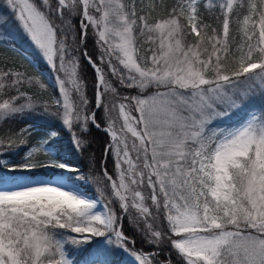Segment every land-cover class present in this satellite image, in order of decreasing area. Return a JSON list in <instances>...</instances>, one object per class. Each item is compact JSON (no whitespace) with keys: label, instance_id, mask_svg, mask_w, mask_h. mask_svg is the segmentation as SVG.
Returning a JSON list of instances; mask_svg holds the SVG:
<instances>
[{"label":"snow or ice","instance_id":"snow-or-ice-1","mask_svg":"<svg viewBox=\"0 0 264 264\" xmlns=\"http://www.w3.org/2000/svg\"><path fill=\"white\" fill-rule=\"evenodd\" d=\"M0 6V27L12 20L52 79L0 71V124L28 121L0 137V264H172V253L182 264H264V0H176L151 19L135 0ZM76 16L81 43L91 26L100 49V65L82 53L96 76L91 112L72 54ZM24 85L52 88L53 102L38 104ZM100 109L115 179L105 169L97 196L57 142L67 132L82 153ZM39 120L47 130L30 143ZM126 216L153 252L136 249Z\"/></svg>","mask_w":264,"mask_h":264},{"label":"trees","instance_id":"trees-1","mask_svg":"<svg viewBox=\"0 0 264 264\" xmlns=\"http://www.w3.org/2000/svg\"><path fill=\"white\" fill-rule=\"evenodd\" d=\"M131 0H124V3H129ZM172 4H174V0H161L158 2L157 0H144V4L141 5L144 7V11H140V9L137 10L139 14L148 15L150 13V19L151 18H158L163 17L166 15V8L170 7ZM140 5V7H142ZM154 5V10H152ZM139 6V4H138ZM94 15H98L96 13H93ZM67 15V13H66ZM205 22L213 23V20L208 19V13H205ZM71 24L74 26L73 32L75 35V44L72 45V54L79 57V78L80 80L85 84L84 91L85 94L89 100V111L93 109V101H94V94H95V84H96V77L95 72L92 69V67L88 64L85 57L82 55L84 51H87V53L96 61L98 65H100V60L98 59V48L96 44V38L94 35V32L92 31V27L89 26L87 29V41L84 43H81V29L79 25V17H72L71 18ZM13 26V25H11ZM14 27V26H13ZM5 27H1V29ZM15 28V27H14ZM233 28H235V24H233ZM4 35L0 36V71H17L19 69V65L17 63L18 54L6 47L7 45H12L14 47H17L20 51L30 55L33 60L37 62V66L39 69H44V64L42 63V60L40 59V56L31 48L28 47L29 45L24 42L17 39V35H14L11 33V31L8 29L3 33ZM69 44L72 43V36L70 35L67 41ZM77 45H79V48L77 49ZM144 47V46H143ZM143 49V48H142ZM148 54V53H147ZM20 56V55H19ZM105 71V76L107 79V76H109L108 70L106 69L105 65H102ZM12 69V70H11ZM27 74H31L27 72ZM37 71H33L31 76H37ZM25 87V91L31 93L34 97L40 98L41 101L46 102H52L53 101V90L50 89V87L46 89H39L38 87H31L28 85L23 86ZM134 92V91H132ZM106 103L108 104V94H106ZM97 120L101 123V127H105L107 125L108 116L104 112L103 109H100L96 113ZM28 123V121H8L3 124H0V137H6L9 133H11L13 136H15L16 133L19 132L21 128L25 126V124ZM34 128L38 129L39 131L33 132V135L30 138L31 141L38 138V136L43 135L44 132L47 130L46 125L42 120L36 121L34 123ZM67 132L61 133V135H65ZM80 135V133H79ZM84 139L87 141V146L84 148L83 152H77L71 142L61 140L57 142V146L61 149L62 154L65 156L67 162L69 164H75L80 169L82 175L86 178H91L92 171L97 172L98 174H102V167L100 164L102 163L103 157H105L106 162H104L103 167L107 170L108 173H110L113 177H115L112 163H110V159L113 160L111 154L105 155V148L110 143V137L107 136L104 131L99 130L95 127H90V130L88 133L84 134ZM18 142V141H17ZM26 148H22L21 152L25 151ZM89 163H93L94 165H91ZM97 175V174H96ZM106 182V181H105ZM92 185L95 184L94 182L91 183ZM145 195H148L147 193ZM130 211L133 213V209H130ZM123 228L127 235L133 237L136 241L135 246L141 249H147V251H151L153 247H148L144 244V242H141L139 239L140 234L137 229V225L135 223L130 222L129 218L126 216L123 219ZM140 241V242H139ZM116 258V259H114ZM113 259L117 262V264H127L126 261H123L116 256L113 257ZM172 264H182L180 262V258L177 256H174V253H172Z\"/></svg>","mask_w":264,"mask_h":264},{"label":"rangeland","instance_id":"rangeland-1","mask_svg":"<svg viewBox=\"0 0 264 264\" xmlns=\"http://www.w3.org/2000/svg\"><path fill=\"white\" fill-rule=\"evenodd\" d=\"M158 2H160L161 0H157ZM176 2V0H174V3ZM131 2H129V3H126V4H130ZM135 3H136V7H137V10L138 9H140L141 7H140V5L143 3L144 4V0H135ZM138 4H139V6H138ZM142 6V5H141ZM4 12H5V9L2 7V6H0V15H3L4 14ZM140 15H144V14H140ZM11 25H13V26H11ZM6 29H4V28H2L1 29V27H0V36L1 35H4L3 33H5V31L8 29V31L10 30L11 31V33L12 34H14V35H17V39L18 40H20V41H24V42H26L29 46L28 47H33L32 49L39 55V53H38V51L35 49V47L33 46V44L31 43V41H30V39L23 33V31H21L20 29H19V27L12 21V20H9V22H8V24L6 25V26H4ZM93 31V30H92ZM148 45H144V47H147ZM6 47H8L9 49H11L12 51H14L15 53H17L18 54V59H17V63H18V65H19V69H18V72H22V73H25L26 74V76H29V77H33V78H38V79H40L42 82H46L47 84H52V79H51V74H50V72H49V70H48V66L46 65V63L43 61V59H42V57L40 56V59L42 60V63L44 64V69H39L38 68V66H37V62L35 61V60H33V58L30 56V55H28V54H26V53H24V52H22V51H20L17 47H14V46H12V45H7ZM97 48H98V55H100V49H99V47L97 46ZM145 53H144V51H143V49H141V55H144ZM149 55H150V53H148ZM20 55V56H19ZM105 67H106V69H107V66L105 65ZM12 70V69H11ZM70 70V69H69ZM108 70V69H107ZM33 71H37V76H31V74L33 73ZM6 72H11V71H6ZM12 72H17V71H12ZM27 72H29V73H31V74H27ZM77 73L79 74V71H78V69H77ZM109 73V76H107V79L108 80H113V78H112V76H111V73L110 72H108ZM42 74V75H41ZM63 73H61V76L63 77ZM96 77V76H95ZM106 77V76H105ZM114 83H115V81H113ZM84 84V83H83ZM85 85V84H84ZM25 86V85H24ZM115 86L116 87H118V89H119V92H120V94L121 95H135L136 93L135 92H132L131 90H128V89H125V88H121L119 85H118V83H115ZM25 87H23L22 86V88H21V90L22 91H25V89H24ZM46 88H48V87H46ZM45 88V89H46ZM50 89H52V88H50ZM41 90H43V89H41ZM26 93H27V95H29V96H33L31 93H29V92H27V91H25ZM95 95V94H94ZM33 98H34V100L38 103V104H42V103H44V102H46V101H41L40 100V98H38V97H34L33 96ZM53 100H54V96H53V98H52ZM74 99H77L78 100V97H74ZM114 98L111 96V94H108V106H109V108H111L112 107V100H113ZM53 102V101H52ZM52 102H47V103H49V104H51ZM88 109H89V105H88ZM92 110H94V101H93V109H91L89 112H91ZM135 114V113H134ZM111 118L115 121V128H116V130L119 132V130H120V125H121V123H122V121L119 119V117H118V111H114V112H112V114H111ZM108 119H109V117H108ZM107 126V125H106ZM105 126V127H106ZM96 128V127H95ZM103 128L104 127H101V128H97V129H99V130H102V131H104L103 130ZM104 133H106L105 131H104ZM107 134V133H106ZM77 135H79V131H77ZM107 136L108 137H110L108 134H107ZM61 140H65V141H69V142H71V140H70V137H69V135H68V133H66L65 135H61V138L58 140V141H61ZM71 144H72V142H71ZM27 150V149H26ZM25 150V151H26ZM113 158V157H112ZM110 161V163H112L111 165H112V168H113V172H114V175H115V170H114V164H113V160H109ZM104 162H106V160H105V157H103V159H102V163L100 164V166L102 167V174H98L97 172H93L92 171V176H91V178H93V182L95 183V184H89L88 185V188H87V191H88V194L89 195H92V194H96L97 196L99 195V193H97L96 192V186H97V184H99V186L101 187V188H103L104 187V183H106L105 182V180H104V176H103V172H104V170H105V167H103V164H104ZM89 164H91V165H94L93 163H89ZM97 174V175H96ZM110 174V173H109ZM111 175V174H110ZM86 178V177H85ZM114 179H115V177H113ZM82 183H83V181H82ZM143 193H144V195L147 193L148 195H145V197H148L149 196V194H150V190L149 189H147V187L145 186L144 188H143ZM106 202V200H101V203H105ZM146 202L148 203V204H150L151 203V201L150 200H146ZM153 211H154V209H153ZM135 214V210L133 209V215ZM139 232V231H138ZM139 234H140V232H139ZM140 241L141 242H144V244L146 245V246H148V247H153V246H150L149 244H147L146 243V241L143 239V237H142V235L140 234ZM139 241V242H140ZM131 246V245H130ZM136 247V246H135ZM136 249H141V248H137L136 247ZM143 250V249H142ZM144 252H146V253H151V252H153L154 251V248H152V250L151 251H147V249H144L143 250ZM165 253L167 254V249H165ZM174 256H177L175 253H174ZM117 258H119V259H121V260H123V261H126V262H128L129 261V257H127V256H116ZM177 258H178V256H177ZM114 259H116V258H114Z\"/></svg>","mask_w":264,"mask_h":264}]
</instances>
